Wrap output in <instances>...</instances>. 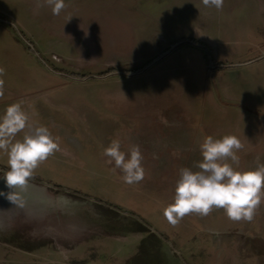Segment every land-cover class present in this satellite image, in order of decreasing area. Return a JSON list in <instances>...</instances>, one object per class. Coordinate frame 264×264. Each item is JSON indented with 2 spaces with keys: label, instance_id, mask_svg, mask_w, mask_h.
<instances>
[{
  "label": "rangeland",
  "instance_id": "rangeland-1",
  "mask_svg": "<svg viewBox=\"0 0 264 264\" xmlns=\"http://www.w3.org/2000/svg\"><path fill=\"white\" fill-rule=\"evenodd\" d=\"M31 1L0 0V115L21 103L29 123L47 127L60 150L34 170L14 201L0 196V264H264L262 202L251 221L233 222L214 209L172 226L163 215L179 169L197 170L199 144L210 129L214 138L241 140L239 170L256 167L257 158L264 162V57L244 63L264 51L259 0H224L219 11L201 0H65L58 16ZM207 14L215 16L213 30L223 41L216 53L195 55L182 39L206 29ZM74 26L90 34L81 52L92 58L88 70L74 61L78 50L59 43L63 30ZM69 63L64 73L52 69ZM131 67L140 72L127 77ZM85 71L121 82L83 83ZM218 74L236 81L230 86L235 94L214 104L209 97ZM133 92L157 98L150 103L162 105L166 119L142 116L136 102L132 107L115 97ZM113 139L126 154L139 145L141 182L125 184L122 172L107 163L103 149ZM173 153L176 164L153 162ZM0 167L2 176L3 152ZM0 190L9 191L2 178Z\"/></svg>",
  "mask_w": 264,
  "mask_h": 264
},
{
  "label": "clouds",
  "instance_id": "clouds-1",
  "mask_svg": "<svg viewBox=\"0 0 264 264\" xmlns=\"http://www.w3.org/2000/svg\"><path fill=\"white\" fill-rule=\"evenodd\" d=\"M205 8L221 10L224 0H201ZM48 6L54 16L60 15L67 5L65 0H37V7ZM5 69L0 68V76ZM4 81L0 79V97H3ZM29 115L21 103L9 104L0 115V152L7 155V170L2 178L9 191L0 190V196L14 201L17 190L24 188L34 170L60 145L43 125L29 123ZM23 133L21 139L18 134ZM244 145L235 135L214 138L205 136L199 144L202 159L189 167L179 169L173 200L163 209L164 218L172 226L190 214L208 216L214 209H223L230 221H251L264 199V162L257 158L256 167L241 171L237 153ZM108 164L122 172L121 180L128 185L145 178L144 159L139 145H132L126 154L121 141L113 139L103 149Z\"/></svg>",
  "mask_w": 264,
  "mask_h": 264
},
{
  "label": "crops",
  "instance_id": "crops-1",
  "mask_svg": "<svg viewBox=\"0 0 264 264\" xmlns=\"http://www.w3.org/2000/svg\"><path fill=\"white\" fill-rule=\"evenodd\" d=\"M31 3H32V1H31ZM257 4L259 5L260 10L264 11V1L259 0L257 2ZM162 10H164V8H162ZM133 11H134V9H128L129 14H132ZM136 13H140V12L136 11ZM258 18H260L259 20L264 21V14L259 15ZM204 22L207 25V28H206L207 30L206 29H201V30L197 29L194 33L190 34L189 37H184L182 39L183 41L188 43L189 49H192V51L195 53V55L203 54L202 49H207L209 51H213L216 53V51H218V45H221L222 41H223V33L218 29L213 30V28H215V24L217 23L215 16H213L211 14H210V16L208 14H207V16L205 15ZM63 32L64 33L61 35L62 41L59 43L62 44V46H64V48L70 47L71 49L78 50L79 54L75 55L76 59L74 61H78L79 63H81V66L83 68H85V70L90 69L92 67V58L81 54V52L83 53L86 49V48H83V46L86 45L85 43H87V41H88L89 37L87 36V34L88 35H90V34L87 31L83 30L82 27H80V26L67 27L63 30ZM132 36H133V32L131 33V37ZM263 57H264V51L260 52L259 55H257L256 57H254L252 59L245 61L244 63L249 62V61H253V60H259V59H262ZM215 58L217 59V55L215 56ZM87 59L89 60L88 62L86 61ZM107 64H110V63H107ZM69 65H70V63L68 64V66L64 65L65 67H62V66L61 67H53L52 69H54V72L64 73L65 72L64 70H69ZM108 66H110V65H105V68ZM131 69L133 70V72L131 75H129L127 77H132L134 74H137L138 72H140V70L136 67L135 68L131 67ZM109 70L110 69L106 70L105 72H107ZM85 72H87L88 75L80 77V79L83 80V83L90 81V80H93V79L98 80V81L100 80L102 82H107V81L119 82L120 81L116 77L111 76V75H102V76H95L94 75L93 76V74H98L101 72H98V73L91 72V71H85ZM112 72L113 71H110V72L105 73V74H111ZM102 73H104V72H102ZM49 75H50V77H54L50 73H49ZM58 77L59 76H57L56 78H58ZM257 79H261V78L257 77ZM58 80L63 82V83L61 82L60 84H63V85L66 84V81L64 78H59ZM121 80H125V79L122 78ZM234 83L231 82L225 76V74H218V77H217L218 88L216 89L215 94L210 93V97H209L210 101H212V103H214L215 101L220 99V96H223L224 99H232L233 97H231V96H233L235 93L231 90L230 86L234 85ZM115 97L118 98V101H120V103H122V104L127 103V105H128L131 103L130 105L132 107H135V102H136L137 108H138V106L142 107V111H141L142 116L152 114V113H154V114L158 113L160 116H162L166 119V117L168 115V114L164 115L163 112L165 111V109H164V107H161L162 105L150 103L153 101L155 102V100L157 98H152L153 96H151L149 93H147L145 95L144 94L139 95V94H135L133 92V93H126V94H118V95H115ZM139 98L142 99L141 103H139L137 101V100H140ZM50 100L51 99L47 100L48 101L47 104L51 105L52 107L58 105L57 103H54ZM64 105L71 111V114H73V115L79 114V113L74 112V110H72L74 108H71L68 104H64ZM157 108H159V109L156 112L155 110ZM260 128H262V130H264V123L260 125ZM209 132H210V135L214 134V131L212 129H210ZM147 155H149V153ZM161 160H164L167 163L172 162V163L176 164L177 156L175 153H173V157H171L170 160L169 159L168 160L163 159L162 157L157 156L154 158L153 162L157 165V164H159V162H161ZM262 203L264 205V199H262ZM0 207H3V203L0 204Z\"/></svg>",
  "mask_w": 264,
  "mask_h": 264
},
{
  "label": "built area",
  "instance_id": "built-area-1",
  "mask_svg": "<svg viewBox=\"0 0 264 264\" xmlns=\"http://www.w3.org/2000/svg\"><path fill=\"white\" fill-rule=\"evenodd\" d=\"M211 67L215 68V67H217V65H215V66L211 65Z\"/></svg>",
  "mask_w": 264,
  "mask_h": 264
},
{
  "label": "trees",
  "instance_id": "trees-1",
  "mask_svg": "<svg viewBox=\"0 0 264 264\" xmlns=\"http://www.w3.org/2000/svg\"><path fill=\"white\" fill-rule=\"evenodd\" d=\"M1 168V167H0ZM4 169V168H3ZM6 171V169H4Z\"/></svg>",
  "mask_w": 264,
  "mask_h": 264
}]
</instances>
